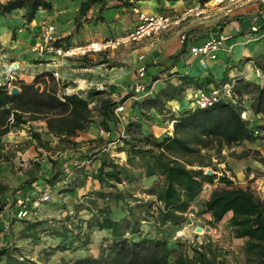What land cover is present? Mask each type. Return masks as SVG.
Segmentation results:
<instances>
[{"label": "trees", "instance_id": "16d2710c", "mask_svg": "<svg viewBox=\"0 0 264 264\" xmlns=\"http://www.w3.org/2000/svg\"><path fill=\"white\" fill-rule=\"evenodd\" d=\"M108 1L86 0L82 3L76 19L77 27L82 25V18L94 5H98L100 11H103ZM122 1L127 7L133 6L130 0ZM166 1H185L189 4L197 2L201 7H205L212 0ZM42 9L51 10L52 0H9L4 4L0 3V16H8L24 10V19L30 24ZM55 44L60 46V41ZM256 67L264 72V66L261 67L258 63ZM45 77L55 79L53 74L44 73L35 77L30 84L20 80L13 81L12 84L20 88V92L16 95L11 94L8 84L0 85V163L11 160L3 138L15 129L29 125L32 139L41 147L47 148L51 143L44 141L41 134L31 127L34 122H44L50 135L62 143L76 146V143L70 139L94 123L89 97L101 94L100 91H92L87 98L78 94L59 96L57 91L37 89ZM179 81L178 85L168 84L143 99L134 101L132 109L138 110L143 116H148L146 114L150 110L164 113L168 110L169 102L177 100L185 105L183 96L188 89L195 90V93L199 91L207 95L212 93L203 90L204 85L207 84L205 80L180 76ZM61 84L63 87L67 86L65 82ZM149 89L151 86L148 85ZM245 94L254 95L253 114L264 116V85L260 86L245 80L237 81L232 96L238 98ZM131 97L132 93L117 102L111 100L102 102L101 125L105 131L112 133L117 129L120 121L115 115V109L125 104ZM233 97L228 99L220 95L217 101L204 108L183 107L172 119V135L155 137L152 133L143 131L141 122L129 121L125 126L124 135H119L115 140L122 144V147L121 145L118 147L117 153H125L127 156L123 164L112 157L111 152L91 151L83 158L90 163L99 160L100 164L96 171L88 173L85 166H73L69 181L60 186L57 184L67 177V174L57 169L56 162H53L49 172L33 176L17 188H11L0 179V214L8 209L18 208V195H27L28 189H31L40 178L44 186L42 192L51 190L53 194L59 192L60 195L75 196L76 190L84 187L90 177L97 181L102 189L93 193L91 199L73 202L75 215H68L59 221H25L26 226L21 233L22 239L37 242L43 235L64 241L71 240L68 245L64 244L65 247H58L57 251H65V248L73 247L77 242L87 246L90 243V234L83 233V226L86 223L88 231L109 230L112 239L109 244L101 247L98 257H84L71 264H170L167 241L141 236V213L150 214L156 207L157 220L161 226L183 224L205 186L212 185L217 178L215 174H206L204 168L211 166V161H207L208 157L203 151L216 147L217 155H220L225 148L231 149L245 142L264 141V126H250L249 121L242 117V110L234 102ZM189 103L192 104L193 101ZM109 122L113 123L115 129L109 125ZM260 160L264 162V157ZM152 178L155 180L144 193L155 200L145 201L138 198L136 195L138 187L146 179ZM219 180L224 187L214 190L210 198L198 207L197 214H208L215 223L232 213L229 225L236 238L246 240L244 250L247 260L250 264H264V201L252 192L236 187L226 176ZM36 197L33 199L35 200ZM130 199L135 203L133 206ZM112 200H115L116 204L122 203L125 206L126 214L123 217L111 218L109 203ZM97 201L104 202L107 209L97 208L95 206ZM84 210L91 215L87 221L79 219V213ZM1 263L48 264L43 260L29 259L23 253L16 255L10 249L0 250Z\"/></svg>", "mask_w": 264, "mask_h": 264}, {"label": "crops", "instance_id": "0c3cea01", "mask_svg": "<svg viewBox=\"0 0 264 264\" xmlns=\"http://www.w3.org/2000/svg\"><path fill=\"white\" fill-rule=\"evenodd\" d=\"M7 1L9 0H0V3L4 4ZM85 1L52 0V9L40 10L35 20L30 24L24 19V10H19L8 16H0V85L8 84L9 89L12 90L17 87L12 84L13 81L20 80L30 84L39 75L58 72L60 78L53 80L45 77L37 89L46 88L47 91H51L52 87L59 96L68 92V95L78 94L83 98L89 97L92 91H100L101 94L89 97L91 104L101 97H105L104 100L117 102L131 94L134 84L138 81V69L143 66L147 70L145 82L153 88L154 92L168 84L178 85L180 76L205 80L207 84L204 85L203 90L209 92L221 89L228 83L236 84L239 80L256 83L260 86L264 85V77L258 75L256 71V64L264 66V4L253 2L234 10L231 14H224L226 19L214 23L212 20H206L208 18L206 16L197 20L188 19L192 16V12L198 11L196 15H199L208 11L207 5L201 7L197 2L189 4L185 1L130 0L129 2L133 6L127 7L122 0H109L103 11H100L98 5H94L82 18V25L77 27L76 19L81 5ZM159 14L182 17V22L168 31L139 38L136 43L117 51L116 58L120 63L117 67H109V60L115 58L116 52L89 55L82 60H60L53 55L35 51L36 45L40 42V34L44 25L55 27L56 39L60 41V46H82L92 41L128 37L141 25L142 15ZM219 37H223L224 41L217 52V58L207 61V67H204L200 57L194 56L190 50L192 47L202 46L212 38ZM61 82H65L67 86L63 87ZM95 86L97 87L95 88ZM18 89L20 92V88ZM82 90H84V94L81 92ZM194 93L193 89H188L184 93L185 105L175 100L169 102L168 110L164 113L157 110L148 111V116L154 120V126L149 130V133L155 137L172 135V119L179 114L183 107H192L189 102ZM104 100L101 101L100 108ZM134 101L133 98L126 101L125 105L128 104L130 108L124 116L123 122L120 121L118 124L117 129L112 122H109V125L115 130L112 133L106 132L112 138L123 136L128 122L136 120L135 110L132 109ZM40 123L43 126L42 130L48 133L46 123ZM102 129L101 123L94 120L89 128L70 139L73 143L78 144L76 147H79V144L83 147L74 149L70 153L71 167L85 166L88 173L96 171L100 161L96 160L90 163L83 157L91 151L111 152V144L108 145V139H104L102 136ZM23 132L26 133L21 128L15 129L3 138L7 150L13 144L24 143L31 139L28 135L23 138ZM38 150L40 151V149ZM30 152L31 148L26 155ZM111 155L121 164L126 162L125 153L116 152ZM75 158L79 162L73 163ZM36 166L37 169L33 170L28 177L22 178L14 186H9L17 188L33 176L43 175L52 169L48 171ZM41 179L31 189H28V196L35 197L39 192H42L44 186ZM151 180L153 182L155 179ZM101 189L102 186L89 177L86 180V185L76 190L75 196L69 194L62 196L70 197L73 202L77 200L83 202L91 199L93 193ZM14 212V210L8 209L5 213L10 217L15 216ZM80 213L89 214L87 210ZM75 214V210L71 209L68 213L65 212L63 219L68 215Z\"/></svg>", "mask_w": 264, "mask_h": 264}, {"label": "rangeland", "instance_id": "374dc122", "mask_svg": "<svg viewBox=\"0 0 264 264\" xmlns=\"http://www.w3.org/2000/svg\"><path fill=\"white\" fill-rule=\"evenodd\" d=\"M207 6L208 11L199 15H196L198 11L192 12V16L188 19L197 20L206 16L208 17L206 20H212L216 23L217 21H223L227 18L226 15L224 16V14L228 13L226 0H212ZM222 7L225 8L222 9ZM136 42L137 40H132L128 44L122 45L115 50L107 51L108 54L116 52L115 58L109 60V67H117L120 65L116 58L118 55L117 51L123 50L126 46ZM96 87L97 86H95V88ZM51 91H55L54 88L51 87ZM83 91L84 90L81 92L84 94L85 92ZM193 97L194 95L192 96L191 101ZM253 97V94H245L242 97H233V100L242 110V117L249 121L250 126H264V116L257 117L253 114ZM104 99L106 98H98L94 104H91L93 118L99 123L102 121L100 104ZM125 107L126 112L122 117L126 116L128 113L127 111L130 108L128 104L125 105ZM134 112V115L136 116V120L134 121L141 122L143 125V131L146 133L149 132L154 126V120L150 118V116H143L138 110H135ZM29 127L30 126L27 125L21 127V129L25 130L27 133L23 132V138L28 135L31 139L27 142L13 144V146L9 147L7 150L11 157V160L8 161L9 164H6L7 162L0 163V179L7 185L14 186L22 178L28 177L33 170L37 169L36 165H38L40 169H47L49 171L53 166V162H56L58 166L57 169L60 172H71L70 153L74 149L83 148L80 144L79 147H76L78 144L72 146L69 143L60 142L47 132L43 131V126L40 122H35L31 124L34 131L40 133L44 141H49L51 143L47 148L41 147L32 139L29 134V132H31V130L28 129ZM101 131L105 130L102 129ZM102 136L104 139H108V145L111 144L110 150L112 154L117 152L120 145L122 147V144L115 141L117 138H112L111 136H105L103 134ZM263 145V140L245 142L241 145H235L231 149H223L220 155H217L216 147H212L211 150L203 151V154L208 157L207 161H211V166L205 167L204 170L206 172L211 171L212 174L216 175L217 178L215 182L212 185L208 184L205 186L204 191L191 207L190 213L186 216L185 222L181 225L161 226L157 220L156 207L150 214L144 212L141 213V236L167 241L170 250L168 256L170 264H250L244 250L246 240L236 238L229 225L232 213L226 215L222 221L214 223L210 215H198L197 210L198 207L210 198L214 190L224 187L219 180L223 176H226L233 181L236 187L246 189L252 192L257 198L264 201V162H260V159L264 157ZM30 148L31 154L29 153L26 155ZM38 149H40V151ZM75 162H79L77 158L74 159L73 163ZM151 185V179L143 181L137 189V197L145 201L155 200V198L144 193L145 189H148ZM25 199H27L26 206L19 205L18 202V208H11L15 211V216L8 217L6 213L0 214V250L10 249L16 255L23 253L24 255H27L29 259L34 261L43 260V262L48 264H71L82 257H98L101 247L109 244L112 239L109 230L93 229L88 231L89 229L84 225L83 233L90 234L91 242L89 243V247L88 245L83 246L82 242H77L73 247L65 248V251H57L58 247H63L64 244L68 245L71 240L64 241L63 239L43 235L37 240V242H34V240L31 239L23 240L21 233L26 226L24 223L25 221H59L63 219L65 212L68 213L69 210L74 209L73 200L70 197L68 198L67 196L60 195L59 192L53 194L52 201L43 203L38 207L33 205L30 206L32 200H34L32 196L18 195V201ZM130 200L133 206L135 203L133 202V199ZM95 206L101 210L107 209L105 203L102 201H97ZM92 207L94 208V206ZM109 207L111 209L110 216L113 219H119L126 214L125 206L122 203L116 204L115 200H112L109 203ZM17 209L18 212H16ZM24 210H27L28 212L26 217H23L20 214L21 211ZM79 217V219L87 221L90 219L91 215L88 213H80ZM198 228H201L200 232L197 231ZM83 237L84 236H82V238ZM16 248L18 251H16Z\"/></svg>", "mask_w": 264, "mask_h": 264}, {"label": "built area", "instance_id": "2783aa9c", "mask_svg": "<svg viewBox=\"0 0 264 264\" xmlns=\"http://www.w3.org/2000/svg\"><path fill=\"white\" fill-rule=\"evenodd\" d=\"M253 2H258L264 4V0H226V8L228 13H232L234 10L249 5ZM182 22V17L175 15H142L141 25L138 29L128 37L117 38V39H103L98 41H92L86 45L82 46H56V29L53 25H44L43 30L40 34V42L36 45L35 51L42 54L53 55L56 59L60 60H71L78 59L82 60L91 54H100L107 51L115 50L122 45H126L132 40H137L142 37H148L159 32H165L178 26ZM224 38H212L204 43L200 47H192L191 53L200 57L202 65L207 67V61H213L217 58V52L222 47ZM12 67H14L12 65ZM11 67V68H12ZM10 71L12 72V69ZM258 75L264 77V72L260 69H256ZM146 67L139 68L138 81L134 84L132 89V97L135 101H139L146 97L148 94H152L153 88L148 90V85L145 82L146 78ZM53 76L58 79L60 78L58 72H54ZM235 87V83L225 84L221 89H214L211 95H207L203 91L194 93L192 99L193 107H207L212 105L213 102L217 101L218 96L224 98L232 99V90ZM68 94V92L66 93ZM126 112L125 104H122L115 109V115L119 121L123 122L124 116L122 115ZM105 136H109V133L101 131ZM258 134V132L256 133ZM67 177H65L57 186L65 184L69 181L70 172L67 171ZM53 200V193L51 190H45L31 202L35 207L39 205L50 202ZM19 205H27V200L18 201ZM21 216L26 217L28 215L27 210L21 211Z\"/></svg>", "mask_w": 264, "mask_h": 264}, {"label": "water", "instance_id": "95a60500", "mask_svg": "<svg viewBox=\"0 0 264 264\" xmlns=\"http://www.w3.org/2000/svg\"><path fill=\"white\" fill-rule=\"evenodd\" d=\"M38 90H39V88H38ZM19 93V89L17 88V87H15V88H13L12 90H11V94H13V95H16V94H18ZM206 174L207 175H212V172L211 171H208V172H206ZM196 211V210H195ZM197 231H201V228H198L197 229Z\"/></svg>", "mask_w": 264, "mask_h": 264}]
</instances>
